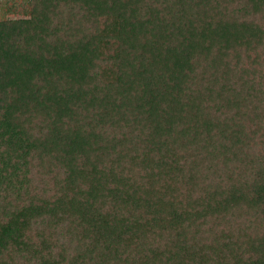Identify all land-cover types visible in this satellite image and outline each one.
Masks as SVG:
<instances>
[{
  "label": "trees",
  "instance_id": "16d2710c",
  "mask_svg": "<svg viewBox=\"0 0 264 264\" xmlns=\"http://www.w3.org/2000/svg\"><path fill=\"white\" fill-rule=\"evenodd\" d=\"M0 264H264V0H0Z\"/></svg>",
  "mask_w": 264,
  "mask_h": 264
},
{
  "label": "rangeland",
  "instance_id": "374dc122",
  "mask_svg": "<svg viewBox=\"0 0 264 264\" xmlns=\"http://www.w3.org/2000/svg\"><path fill=\"white\" fill-rule=\"evenodd\" d=\"M18 17V16H17Z\"/></svg>",
  "mask_w": 264,
  "mask_h": 264
}]
</instances>
